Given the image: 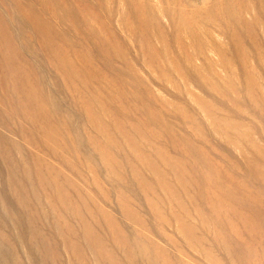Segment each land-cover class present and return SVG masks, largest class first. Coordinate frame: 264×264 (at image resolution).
I'll return each instance as SVG.
<instances>
[{
  "label": "rangeland",
  "instance_id": "374dc122",
  "mask_svg": "<svg viewBox=\"0 0 264 264\" xmlns=\"http://www.w3.org/2000/svg\"><path fill=\"white\" fill-rule=\"evenodd\" d=\"M0 264H264V0H0Z\"/></svg>",
  "mask_w": 264,
  "mask_h": 264
}]
</instances>
